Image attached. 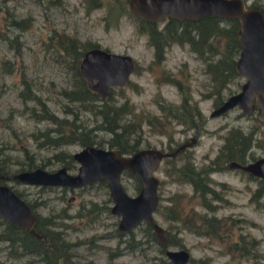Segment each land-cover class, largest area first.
I'll return each instance as SVG.
<instances>
[{
  "label": "rangeland",
  "instance_id": "rangeland-1",
  "mask_svg": "<svg viewBox=\"0 0 264 264\" xmlns=\"http://www.w3.org/2000/svg\"><path fill=\"white\" fill-rule=\"evenodd\" d=\"M109 2L116 5L108 4L110 7H107L105 3L88 7V0H62L60 3L48 0H0V31L6 33L0 38V159L6 161L8 170L13 172L28 160L24 153V148H27L37 164L47 162L49 156L50 162L43 166L55 168L62 164L51 157L55 150L62 148L72 152L81 145L76 141L64 142L56 147L46 141L42 143L40 130L52 125L51 121L40 115L43 113L40 103L33 100L23 102L20 92L24 88L23 80H28L48 111L71 118L72 113L63 110L67 99L59 92L61 86L69 84L70 76V71L61 62L62 53L57 52L53 44L60 32L65 31L80 40H90L111 50L129 52L136 62L130 79L124 85L113 86L111 94L118 100L128 98L137 112L157 116L151 122H142L141 146L175 147L179 141L192 135L194 126L205 117L198 129V138L188 147V151L179 152L173 159L163 157L154 171L159 177L157 190L161 195V205H170L173 198L182 214L181 219H172L165 215L166 211L154 213L164 227V233L167 231L180 242L170 246H185L189 250L191 257L184 264H264V197L256 199L252 194L256 178L239 168L224 166L211 169L209 185L218 195L211 198L215 206L211 209L201 204L192 184L181 180L179 172L175 170L187 159L196 166L208 164L222 151L224 135L232 126L241 127L244 131L254 130L255 138L248 154L250 157L262 154L264 120L257 118L255 110L243 113L237 106L209 115L214 100L213 95H205L210 90L205 62L190 50L187 43L178 41L165 47L164 57L160 61L153 60V46L148 34L139 30L138 20L127 11L128 0H123L126 12L119 13L115 22L112 20L117 11V2ZM258 2L264 3V0ZM10 17L26 23L21 26L9 21ZM158 24L162 26L163 21ZM170 75L178 79L180 88L167 79ZM242 80L240 75L228 81L222 88L223 97L238 89ZM184 96L189 105L196 104L202 113L190 123L165 115L158 104L164 99L180 103ZM188 103L185 108H188ZM30 105L34 106L35 112ZM79 115L84 123L88 116L90 125L95 122L88 112ZM107 134L102 130L96 132L101 137ZM102 145L107 146V143ZM226 162H222V165H227ZM69 169H76V161ZM9 181L33 202L41 200L35 206L39 213L56 214L65 236L78 241L76 246L69 248L77 264H85L88 260L96 264L158 262L161 253L159 243L155 238L146 240L148 235L140 225L135 227V231L136 237L143 239L142 247L133 249L121 242V250L113 253L118 215L107 210L106 206L111 203L107 199L108 187L76 185L63 192L61 185L40 188V184L14 178ZM122 182L128 192H136L134 176H125ZM61 193H64L63 198ZM206 196L210 197V193H206ZM94 201L104 206L98 213L97 209L82 215L76 213L81 202L88 206ZM64 212L69 215L62 217L60 213ZM200 212L219 218L221 223L215 233L195 231L192 224ZM103 233L108 235L104 236ZM36 257L33 253H20L7 245L6 240H0V264H39Z\"/></svg>",
  "mask_w": 264,
  "mask_h": 264
},
{
  "label": "trees",
  "instance_id": "trees-1",
  "mask_svg": "<svg viewBox=\"0 0 264 264\" xmlns=\"http://www.w3.org/2000/svg\"><path fill=\"white\" fill-rule=\"evenodd\" d=\"M48 1L60 3L62 0ZM113 1L117 2V11L113 14L114 19L112 20V22H115L117 21L119 13L126 12V9L123 7V0ZM105 3L107 7H110L108 4L116 5L109 2V0L106 2L105 0H88V7ZM250 4L258 7L264 14V3L258 2V0H251ZM127 11L131 12L129 7ZM134 17L139 22V30L148 34V40L155 49L156 57L159 60L163 58L165 47L168 44L173 41L188 42L196 51L197 55L205 62V71L210 79V90L205 95H213L214 104H218L222 101L224 98L222 95V88L225 87L228 81L232 80L234 77L240 76L234 67V61L240 49V43L235 35V28L238 25L236 17L204 15L197 19H189L168 16L163 21L162 26H158L160 21L146 20L135 15ZM10 18L9 21L18 23L21 26L26 23L15 17ZM4 36H6V33L0 31V38ZM50 39V41H52V37ZM53 44L56 47V51L62 53L61 62L65 64L67 70L70 71L69 84L61 86L59 92L67 99L63 110L65 112H71V118L58 116L52 111H48L46 104L42 101L39 94L32 90L31 83H28V80H23L24 88L20 91L22 93L23 102L26 100H33L40 103L41 109L43 110V113L40 115H44V117H47L51 121L52 125H48L44 130H40V133L43 135L42 143L46 141L56 147L69 141H76L80 144L95 143L97 145H102V143L105 142L107 146L113 147L119 152L131 151L141 146L142 122H151L154 118L157 119V116H148V114H144L143 112L135 111L134 105L128 98L122 100L115 98L111 94L113 86L110 87L106 96H100L94 89L89 87L85 78L79 71V61L83 50L89 46L97 45V43L91 42L90 40H80L76 36L62 31L55 38ZM207 45H209V53L204 51ZM167 79L177 84L178 88L181 87L180 82L173 75H170ZM187 103L186 96L183 97L180 103H175L166 99L158 101L165 115H171L180 121L190 123L195 116L200 117L202 113L196 104L189 105L188 103V108H185ZM24 104L26 105V103ZM30 107L32 111L35 112L33 109L34 106L30 105ZM181 111L182 114H180ZM81 112H88L91 114L95 122L90 125L87 122L88 116L84 123L79 115ZM38 117L41 118L39 115ZM98 130L107 132V136L101 137L96 135ZM254 132L255 131L252 129L244 131L241 127L232 126L228 128L224 135V141L221 147L222 151L210 159L208 164L196 166L191 160L187 159L185 163L175 168V170L179 172V178L181 180L188 181L192 184L193 191L200 196V201L203 206L214 209L215 206L211 203V198L218 197L214 189L209 185V171L213 168L223 167L224 164L222 165V162L230 158L236 157L240 160L245 159L246 156L249 155V149L255 138L253 136ZM24 153L28 157V160L25 164H21L18 169L43 165L51 160L48 156L47 162L41 161L37 164V162L34 161V155L28 152L27 148H24ZM51 155L52 158L55 157L56 160L61 161V163L65 164L68 168L75 164L71 152L62 148L55 150ZM174 156L165 157L173 159ZM6 163L7 162L2 160V158L0 159V170L12 173L8 170ZM248 175L258 179V190L264 191V178H258L257 175L250 172H248ZM125 176L135 177L136 182L134 187L137 191L140 181L136 173L132 170L123 169L121 171V178ZM94 184L105 188L108 187L105 178H100L96 181L78 186L88 187ZM11 186L18 194L24 197L32 207L35 206L37 200L33 202L28 199L21 190L15 188L12 184ZM43 187H53V185L40 184V188ZM69 187L73 186L66 184L61 185L63 192ZM206 193H210V197L206 196ZM158 196L160 200L161 195L159 192ZM254 197L256 198V196ZM107 199L110 200V197L107 196ZM176 204L177 202L173 198L168 206H162L159 201L155 211L158 213H164L166 211V216L172 219H181L182 214H180ZM102 207L104 206L97 205L94 202L88 206L82 203L77 208L76 213L82 215L95 209H97L96 213H98ZM106 207L107 210H109V206L107 205ZM61 209H64V207ZM36 213L37 220L35 229L41 233V236H36L26 228L18 226L0 216V240H6L7 245L15 248L20 253L26 252L35 254L39 264H77L78 262H75L69 248L76 246L78 241L70 240L65 236L64 230L58 225L59 222L56 219V214L49 212L43 215L37 211ZM60 215L66 217L69 214L64 212V214L60 213ZM220 223L221 221L214 214L200 212L198 218L194 219L192 226L197 232L215 233ZM139 225L143 227L148 235L146 240H153L155 238L151 225L144 221L139 222L127 231H122L118 227H115L114 235L117 237V240L116 248L113 253H117L121 250V242L125 244V247H131L133 249L142 247L143 239L141 237H136L135 231V227ZM165 234L166 245L180 243L178 242L179 240H175L169 235L167 231ZM102 235H105V233ZM159 249L161 253L158 256V262L152 263L169 264L167 257L164 255V246L159 244ZM85 264L96 263L88 260Z\"/></svg>",
  "mask_w": 264,
  "mask_h": 264
},
{
  "label": "water",
  "instance_id": "water-1",
  "mask_svg": "<svg viewBox=\"0 0 264 264\" xmlns=\"http://www.w3.org/2000/svg\"><path fill=\"white\" fill-rule=\"evenodd\" d=\"M128 7L135 16L152 21L168 16L189 19L204 15L236 17L235 35L240 49L234 67L245 78L240 87L227 94L209 114L215 115L234 106L249 113L257 106V117L264 119V14L258 7L249 5L246 0H128ZM133 69L132 54L99 44L85 48L79 61L80 73L100 96H106L111 86L127 83ZM194 140L192 134L172 149L149 145L125 152L85 143L71 152L76 161L74 171L65 164L55 168L41 165L20 168L9 174L0 170V216L41 236L34 227L36 212L13 189L10 178L33 184L72 186L105 178L112 199L110 209L118 215L117 227L127 231L141 221L150 224L156 241L164 246L168 263L184 264L190 259L189 250L185 246L166 245L164 227L154 214L159 201V177L154 171L164 156L176 155ZM228 164L264 178V154L245 162L231 159ZM123 169L132 170L138 176L140 185L136 192L130 193L125 188L121 178Z\"/></svg>",
  "mask_w": 264,
  "mask_h": 264
},
{
  "label": "flooded vegetation",
  "instance_id": "flooded-vegetation-1",
  "mask_svg": "<svg viewBox=\"0 0 264 264\" xmlns=\"http://www.w3.org/2000/svg\"><path fill=\"white\" fill-rule=\"evenodd\" d=\"M247 1V0H246ZM247 3L249 4V5H251L250 4V2H248L247 1ZM166 19V17L164 18V19H162V20H157V21H164ZM180 43H187L188 44V46H189V48H190V50H193L195 53H196V51L189 45V43L188 42H180ZM208 50H209V45H207L206 47H205V52L207 53L208 52ZM165 51V50H164ZM210 52V51H209ZM208 52V53H209ZM153 60H155V61H160L159 59H157V57H156V52H155V49L153 48ZM196 55H197V53H196ZM198 56V55H197ZM164 57V56H163ZM135 59H134V67H135ZM243 77V79L245 78L244 76H242ZM130 79V78H129ZM242 82V81H241ZM240 82V83H241ZM126 84V83H125ZM117 86H119V85H117ZM121 86V85H120ZM239 87H240V85H239ZM237 90V89H236ZM235 91V90H234ZM223 100V99H222ZM219 104V103H218ZM218 104H214V107L216 106V105H218ZM213 107V108H214ZM212 108V109H213ZM211 109V110H212ZM253 110H255L256 112H257V106H255V109H253ZM252 110V111H253ZM251 111V112H252ZM223 112H225V111H223ZM255 112V113H256ZM210 113V112H209ZM222 113V112H221ZM250 113V112H249ZM210 115V114H209ZM257 116V115H256ZM205 118V117H204ZM204 118H202V120L198 123V124H196L194 127V130H193V134L195 135V140L194 141H196L197 140V138H198V129H199V127L203 124V121L205 120ZM258 118V117H257ZM259 119V118H258ZM259 120H264V119H259ZM184 139H186V138H184ZM183 139V140H184ZM183 140H181V141H183ZM181 141H179L178 143H180ZM193 144V143H192ZM191 144V145H192ZM82 145V144H81ZM103 146V145H102ZM190 145H186L180 152H187L188 151V147H189ZM162 148H164V147H162ZM172 148H174V147H170V148H164V149H172ZM262 154H264V152L262 153ZM262 154H259V155H262ZM167 156H174V155H167ZM258 156V155H257ZM165 157V156H164ZM256 156H249V155H247L246 156V158L245 159H243V160H240V159H238V158H236V157H233V158H230V159H228L227 160V165L226 164H224V166H229V167H232V166H230L229 164H228V162L231 160V159H236V160H238V161H240V162H245V161H248V160H250V159H253V158H255ZM75 160V159H74ZM35 166H37V165H35ZM41 166H43V165H41ZM223 166V167H224ZM34 167V166H33ZM233 168H239V169H241V170H244V171H246L245 169H243V168H241V167H238V166H235V167H233ZM14 172V171H13ZM6 174H9L8 172H5ZM258 176V175H257ZM263 178V177H261V176H258V178ZM10 179H13V178H10ZM2 180H4L5 181V178H2ZM257 181H256V185H255V187L253 188V190H252V194H253V196H256V198L258 199L259 197H261V196H263L264 197V191H261V190H258V182H259V180L258 179H256ZM60 196H61V198H63V196H64V193H61L60 194ZM109 197H110V200H111V203H112V199H111V196L109 195ZM109 201V200H108ZM39 203H41V200H38L37 199V201H36V203H35V206L36 205H38ZM83 202H81L79 205H81ZM94 203H97L96 201H94ZM111 203L109 204V211H111V209H110V205H111ZM83 204H85V202L83 203ZM35 206L34 207H32L33 208V210L36 212H38V210H36L35 209ZM112 212V211H111ZM114 213V212H113ZM36 215H37V213H36ZM37 220V219H36ZM36 223V222H35ZM34 227H35V224H34ZM117 227V226H116ZM106 235H108L107 233H105V235L104 236H106ZM115 247H116V245H115ZM191 257V256H190Z\"/></svg>",
  "mask_w": 264,
  "mask_h": 264
},
{
  "label": "bare ground",
  "instance_id": "bare-ground-1",
  "mask_svg": "<svg viewBox=\"0 0 264 264\" xmlns=\"http://www.w3.org/2000/svg\"><path fill=\"white\" fill-rule=\"evenodd\" d=\"M202 17V16H201ZM200 18V17H199Z\"/></svg>",
  "mask_w": 264,
  "mask_h": 264
}]
</instances>
